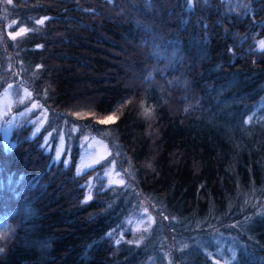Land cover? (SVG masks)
<instances>
[{"label": "trees", "instance_id": "trees-1", "mask_svg": "<svg viewBox=\"0 0 264 264\" xmlns=\"http://www.w3.org/2000/svg\"><path fill=\"white\" fill-rule=\"evenodd\" d=\"M19 29L0 88L13 56L51 117L109 126L134 166L86 202L104 163L77 175L78 147L65 164L44 130L0 133V264H264V117L246 121L264 96V0H0V33ZM143 201L159 205L150 246L114 242Z\"/></svg>", "mask_w": 264, "mask_h": 264}, {"label": "rangeland", "instance_id": "rangeland-1", "mask_svg": "<svg viewBox=\"0 0 264 264\" xmlns=\"http://www.w3.org/2000/svg\"><path fill=\"white\" fill-rule=\"evenodd\" d=\"M3 11H5V8H3ZM18 31L15 33L10 32V36L7 34L9 37L0 33V44L7 39H12L17 45L21 36L20 32L22 33L23 29ZM262 46H264V43H262ZM10 59L12 62L14 61L13 56H10ZM12 62L3 67V70H9L10 79L5 80V84L0 88V133L5 145L12 146L11 133L14 128H17L19 124H27L32 127L30 137H35L40 131L44 130L43 137H41L42 146L46 151L53 152L52 157L55 161L63 159L65 164H69L71 156L78 147L76 174L77 171L82 174L88 169L104 163L102 169L87 177L84 201H88L89 193L93 197L96 186L102 182L105 188L107 186H128L132 180L131 175L133 176V168L131 167L133 163L129 155L123 151L117 142L109 126L100 128L96 132L92 129V125L85 123L83 119L79 120L76 114L65 113L63 117H51L49 111L39 103L40 100L32 95L31 90L24 83L20 84L24 77L22 79L19 75L16 61L15 64H12ZM14 76L19 77L17 85L15 82L10 81L12 78L14 81ZM3 79L0 77V80ZM158 100L160 101V99ZM262 104H264V96L258 104L252 106V113L247 116L246 121L256 116V114L259 119L264 117ZM69 118L72 121H69ZM37 128L40 129L39 132L36 131ZM69 133L71 138H68ZM57 154H59V159H57ZM128 172L130 177L127 176ZM142 203L145 204L146 202L143 201ZM149 203H152V206H159L157 202ZM149 203L138 209L139 212L135 216L125 220V225H121L116 232L111 233L114 242L130 241L125 236L128 232V234L134 235L133 242L142 243L143 246L147 247L150 246L151 239L149 236L155 221V215L151 211L150 207L152 208V206ZM94 210L97 211V208ZM7 227L9 225L2 224L0 228V246H2L0 251L3 250L4 244L8 240V238H5L8 233L4 232L5 229L7 232L10 230ZM212 241L213 243L222 242V237Z\"/></svg>", "mask_w": 264, "mask_h": 264}, {"label": "snow or ice", "instance_id": "snow-or-ice-1", "mask_svg": "<svg viewBox=\"0 0 264 264\" xmlns=\"http://www.w3.org/2000/svg\"><path fill=\"white\" fill-rule=\"evenodd\" d=\"M113 119V117H108V120ZM39 128L36 129L37 132H39ZM57 159H59V154H57ZM77 175H79V171H77ZM92 199L91 193H89L87 200L90 201ZM87 202V201H86Z\"/></svg>", "mask_w": 264, "mask_h": 264}]
</instances>
